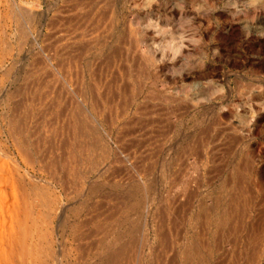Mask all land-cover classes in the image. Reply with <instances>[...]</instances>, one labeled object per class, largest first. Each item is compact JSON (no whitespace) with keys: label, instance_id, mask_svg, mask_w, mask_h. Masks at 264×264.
I'll return each mask as SVG.
<instances>
[{"label":"rangeland","instance_id":"1","mask_svg":"<svg viewBox=\"0 0 264 264\" xmlns=\"http://www.w3.org/2000/svg\"><path fill=\"white\" fill-rule=\"evenodd\" d=\"M263 227L264 0H0V264H264Z\"/></svg>","mask_w":264,"mask_h":264},{"label":"bare ground","instance_id":"2","mask_svg":"<svg viewBox=\"0 0 264 264\" xmlns=\"http://www.w3.org/2000/svg\"><path fill=\"white\" fill-rule=\"evenodd\" d=\"M226 185V184H225ZM243 191V190H242ZM36 192V191H35ZM42 194V193H41ZM40 194V195H41ZM42 197H43V195H42ZM240 201V200H239ZM228 203V202H227ZM236 203V202H235ZM44 204V203H43ZM213 205H215V204H213ZM236 205V204H235ZM234 205V206H235ZM243 205V204H242ZM241 205V206H242ZM227 206V205H226ZM225 206V207H226ZM230 206V205H229ZM240 206V207H241ZM236 207V209L238 210V208H239V206L238 205H236L235 206ZM216 208V207H215ZM234 208V207H233ZM244 208V207H243ZM249 208V207H248ZM259 208V207H258ZM235 209V208H234ZM211 210H213V209H211ZM214 213H216V212H214ZM212 211L208 214V219H207V222H209L210 223V225H212V226H214V228L216 229V227H217V225L219 224V223H222L223 224V229H227V227H229L228 225H230V223H231V221H232V218H231V216H232V213H231V215H230V211L229 212H227L228 213V215L225 217V216H222L220 219H218V220H216V218H215V214H214ZM219 213V212H218ZM235 213V212H234ZM261 213V212H260ZM217 214V213H216ZM31 215V214H30ZM259 215V214H258ZM34 216V215H33ZM220 216V215H219ZM29 217V216H28ZM44 217V216H43ZM207 217V216H206ZM217 217V216H216ZM263 217V216H262ZM31 219H32V216L30 217ZM34 219V218H33ZM259 220V219H258ZM30 221H32V220H30ZM34 221L35 220H33L32 221V223H34ZM40 221V220H39ZM233 221H234V219H233ZM263 221V220H262ZM25 222V221H24ZM36 222V221H35ZM26 224H27V222H25ZM208 223V224H209ZM238 223V222H237ZM239 223H240V221H239ZM35 224V223H34ZM30 225V224H29ZM33 225V224H32ZM231 225H232V223H231ZM230 225V226H231ZM235 225V224H234ZM237 225V224H236ZM28 226V225H27ZM26 225H23L22 226V231H21V240H22V243H24V244H26L27 243V240H26V238L28 237L27 236V234L29 233V232H32V231H28V227H27ZM35 226H37V225H35ZM232 227V226H231ZM243 227V226H242ZM36 228V227H35ZM212 228V227H211ZM217 229H218V227H217ZM253 229V228H252ZM258 229V228H257ZM38 231V230H37ZM216 231V230H215ZM215 231L213 230V232L215 233ZM222 231V230H221ZM243 231V230H242ZM246 231V230H245ZM217 232V231H216ZM231 232V231H230ZM261 232H264V227L262 228V231ZM33 233V232H32ZM31 233V234H32ZM214 233L212 234V236H211V238L212 237H214V236H216V234L214 235ZM232 233H234V232H232ZM30 234V235H31ZM235 234H236V231H235ZM261 234V233H260ZM227 235V234H226ZM38 236V235H37ZM218 236V235H217ZM231 236V235H230ZM32 239V238H31ZM213 239V238H212ZM214 239H216V237L214 238ZM238 239V238H237ZM228 241V240H227ZM215 241L214 240H211L210 241V243H209V245H208V247H209V254H208V259L210 260V261H212L213 260V258H214V250H215V244L217 245V243H214ZM257 242V241H256ZM259 242V241H258ZM264 242V241H263ZM245 244V243H244ZM259 244H261V242H259V243H257L256 245H254V247H252V249H251V255L250 254H248V255H250V260H255L256 259V261L257 262H260V261H264V243H262L261 245H259ZM233 245V244H232ZM246 245V244H245ZM250 245H252V244H250ZM249 245V246H250ZM236 246V245H235ZM244 246V245H243ZM24 248V247H23ZM250 248V247H249ZM192 249V248H191ZM190 249V250H191ZM247 249V247L245 248V250ZM25 250H27V249H25ZM243 249H241V251H242ZM245 250H244V252H245ZM27 251H29V250H27ZM27 251H26V253H27ZM237 253V252H236ZM240 253V252H239ZM30 254H32V251H31V253ZM193 256H195V257H197L196 256V254L197 253H195V251L193 252ZM246 254H247V250H246ZM246 254H244V256L246 255ZM29 255V254H28ZM239 262V261H238ZM112 264V263H111Z\"/></svg>","mask_w":264,"mask_h":264}]
</instances>
